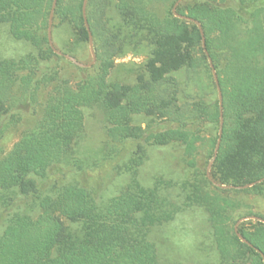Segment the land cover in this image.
Returning <instances> with one entry per match:
<instances>
[{
	"label": "trees",
	"instance_id": "obj_1",
	"mask_svg": "<svg viewBox=\"0 0 264 264\" xmlns=\"http://www.w3.org/2000/svg\"><path fill=\"white\" fill-rule=\"evenodd\" d=\"M84 1L58 0L54 19V25L69 24L79 44H89ZM153 1L89 0L87 16L98 60L93 73L80 68L84 78L72 88L57 68L65 58L48 40L54 0H0V28L7 25L16 40L37 50L0 61V142L10 124L17 122L14 112H27L36 94L51 88L39 125L25 133L10 153L0 155V220L6 223L0 264H161L150 239L152 228L173 221L192 206L208 214L219 264H264V219L253 213L237 215L243 204L225 195L229 190L215 186L195 159H188L195 179L183 204L163 196L171 183L158 180L147 188L139 182L148 146L181 144L191 157L196 144L204 141L192 128L206 125L213 130L208 140L211 162L219 139V95L199 27L177 18L173 10L159 18L150 9ZM263 8L264 0H185L178 8L179 14L201 23L223 90L224 136L211 169V177L222 186L264 179ZM141 49L148 50V59L136 84L110 82L116 61ZM178 73H185L184 83L174 77ZM86 107L102 111L110 149L92 155L78 152ZM137 116L149 122L137 125ZM127 142L139 143L120 168L131 175V182L104 204L82 185L45 194L31 178H46L68 165L93 170L117 158L113 147L117 152L116 146ZM245 192L264 196V182ZM19 200L34 202L41 215L34 219L14 212ZM246 218L238 232L251 245L236 233Z\"/></svg>",
	"mask_w": 264,
	"mask_h": 264
},
{
	"label": "rangeland",
	"instance_id": "obj_2",
	"mask_svg": "<svg viewBox=\"0 0 264 264\" xmlns=\"http://www.w3.org/2000/svg\"><path fill=\"white\" fill-rule=\"evenodd\" d=\"M177 1L154 0L150 9L159 18L164 19L173 10L174 3L176 4ZM192 1L190 0V2ZM111 12L116 15L114 7L111 8ZM260 20L264 22V8L261 11ZM246 29L247 27L242 28L243 36L247 33ZM53 40L56 48L61 52L72 55L83 63L92 62L89 44H79L69 24L57 21L53 28ZM36 53V48L29 42L16 40L11 35L7 25L0 28V61L20 59ZM147 59L148 50L146 49L128 51L116 61L109 81L123 85L136 84L138 77L145 71ZM95 66L89 69L90 73L95 71ZM57 68L60 78L69 82L72 88H76L84 78L80 68L66 59H60ZM174 77L181 83L186 80L185 73L175 74ZM50 92V86L45 87L36 94L35 103L30 110L24 113L14 112L17 122L10 124L11 126L8 127L0 142L1 157L10 153L25 133L39 125L44 117ZM83 116L85 135L78 146V152L83 155H92L96 151L110 149L102 111L97 107H86L83 109ZM134 122L137 125H146L149 119L137 116ZM192 129L200 132V136L204 139V141L196 144L197 151L193 156H188L185 147L181 144L148 146L147 158L138 173L139 182L147 188L153 187L158 180L171 183L173 186L164 190L163 196L178 204L184 203L186 196L191 191L189 185L195 179V169L189 166L188 159H195L197 166L206 171L210 163L208 157L211 145L208 140L212 138L213 130L206 125L197 124ZM138 146L139 143L127 142L117 145V152L113 147L112 155L117 158L103 162L100 167L93 170L79 171L72 165H68L58 168L46 178L39 176H31V178L45 194L50 193L55 188L70 184L82 185L93 193L99 204H104L119 195L130 184L131 175L120 170V168L138 150ZM118 153L119 155H117ZM225 195L243 204L237 215L253 213L264 219L263 195L245 192V190H229ZM14 210L16 213L28 215L34 219H37L42 213L41 209L31 200H19ZM5 228L6 223L0 220V237ZM72 228L76 230L77 226L72 225ZM150 239L157 246L161 264H219L218 254L212 240L211 223L206 210L202 207L186 208L173 221L153 227L150 232Z\"/></svg>",
	"mask_w": 264,
	"mask_h": 264
},
{
	"label": "water",
	"instance_id": "obj_3",
	"mask_svg": "<svg viewBox=\"0 0 264 264\" xmlns=\"http://www.w3.org/2000/svg\"><path fill=\"white\" fill-rule=\"evenodd\" d=\"M184 0H178L177 3L175 4L174 8H173V13L177 18L189 21V22H193L195 23L198 27L199 30L201 32V35L203 37V48L205 49V53L209 56L210 59V63H211V68L213 71V75H214V79H215V83L217 86V90H218V95H219V102H220V126H219V139L215 148V152H214V157L212 159V161L209 163L208 168H207V177L208 179L217 187L224 189V190H246L249 188H252L253 186L260 184L262 182H264V179L259 180L257 182H253L244 186H222L220 184H218L217 182H215V180H213V178L211 177V169L213 167V165L215 164L217 157L219 155L220 149H221V145H222V141H223V136H224V126H225V114H224V95H223V91H222V87L219 81V77L217 74V71L215 69V66L213 64V60L209 55V52L207 50V45H206V37H205V32L203 30V27L201 25V23L197 20H194L188 16H183L181 14L178 13L177 9L178 6L180 5L181 2H183ZM88 2L89 0H85L84 1V6H83V16L85 19V25L86 28L88 30L89 33V47H90V52L92 55V62L91 63H83L81 61H79L76 57L69 55V54H65L63 52H61L60 50H58L55 46L54 40H53V26H54V19H55V12H56V8L58 5V0H54L53 2V6H52V10H51V14H50V20H49V28H48V40H49V44L51 46V48L53 49V51L59 55L60 57L65 58L66 60H68L69 62H71L72 64H74L75 66L79 67V68H83V69H90L93 66L96 65L98 57L95 51V43H94V36H93V32L91 29V26L89 24L88 21V16H87V6H88ZM249 218L246 219H242L238 225L236 226V233L238 235V237L246 244H249V241H247L239 232H238V228H239V224L245 220H248ZM252 219H259L257 217H252ZM262 220V219H259ZM264 221V220H262ZM259 251V250H258ZM263 258H264V254Z\"/></svg>",
	"mask_w": 264,
	"mask_h": 264
}]
</instances>
